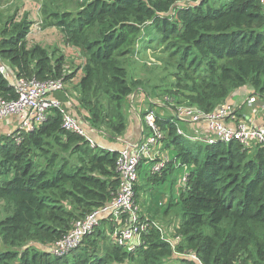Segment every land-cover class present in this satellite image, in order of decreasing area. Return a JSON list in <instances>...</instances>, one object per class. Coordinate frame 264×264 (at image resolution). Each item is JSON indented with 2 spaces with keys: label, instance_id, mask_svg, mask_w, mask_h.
I'll return each instance as SVG.
<instances>
[{
  "label": "trees",
  "instance_id": "1",
  "mask_svg": "<svg viewBox=\"0 0 264 264\" xmlns=\"http://www.w3.org/2000/svg\"><path fill=\"white\" fill-rule=\"evenodd\" d=\"M212 1L91 0L75 15L45 11L49 26L83 59L72 76L64 74V56L28 43L29 23L9 21L1 30L0 60L17 78L65 82L79 73L76 117L109 140L124 135L125 104L141 89L127 70L131 58L152 42L174 69L170 108L184 103L210 113L245 86L264 103L262 6L227 0L215 8ZM0 97L16 98L1 75ZM155 121L176 164L190 168L174 205L181 213L176 251L194 253L203 264H264V149L203 145L178 135L173 117L157 114ZM61 122L52 110L35 131L0 137V264H196L175 258L152 228L128 252L112 241L106 223L68 253L49 251L75 220L111 202L118 187V152L92 148Z\"/></svg>",
  "mask_w": 264,
  "mask_h": 264
},
{
  "label": "built area",
  "instance_id": "2",
  "mask_svg": "<svg viewBox=\"0 0 264 264\" xmlns=\"http://www.w3.org/2000/svg\"><path fill=\"white\" fill-rule=\"evenodd\" d=\"M258 1L264 11V0ZM0 75L7 80L16 94L15 99L0 97V121L15 119V128L8 133L9 135L22 131H35L47 121L52 110H57L62 115L61 126L66 131L84 137L92 148L96 146L103 148L97 145L86 132L87 128L93 131L94 129L87 122L75 117L54 97L56 93L64 90L63 79L39 81L35 78H17L1 60ZM247 104L250 107L261 109L264 107L263 103H259L258 98L254 97L250 98ZM174 107L172 117L178 121L177 134L189 141L203 145L238 143L243 148L261 147L264 149V127H253L243 122L234 125L227 124L226 120L235 114L233 106L229 103H224L210 113H205L192 106L175 105ZM141 120L143 137L126 144L118 151L115 163L118 187L111 202L75 220L71 229L50 246L51 253L62 255L70 252L102 223H106L112 229L110 233L112 241L128 252L135 251V248L142 244L143 237L152 228L159 232L161 239L169 244L175 258L189 259L196 264H203L194 253L176 251L177 246L182 242L181 235L174 238L168 237L162 227L140 214L135 192L139 169L142 165L147 166L149 173L147 179H149L160 175L172 160L163 152L162 143L166 134L156 124V112L147 109ZM180 122L188 124L204 122L207 128L206 135L184 134L178 127ZM178 166L184 172L177 186L181 192L186 189L190 168L187 165L178 164Z\"/></svg>",
  "mask_w": 264,
  "mask_h": 264
},
{
  "label": "rangeland",
  "instance_id": "3",
  "mask_svg": "<svg viewBox=\"0 0 264 264\" xmlns=\"http://www.w3.org/2000/svg\"><path fill=\"white\" fill-rule=\"evenodd\" d=\"M90 1L91 0H0V37L1 30L9 21L13 23H29V33L27 35L28 43L30 45H40L54 56H64V74L71 76L75 75L78 71L77 68L83 64V59L80 57L79 51L64 44L62 35L58 29L49 26L46 21L47 16L45 15V11H66L75 15L79 9ZM226 2L227 0H213L209 5L217 8ZM144 45L141 46L144 47ZM142 47L141 50L144 51L140 50L134 53L127 69L131 78L142 82L141 89L135 90L133 94L135 92L140 93L143 99L145 98L147 102H152V109L155 108L153 107V102L160 104V108L170 107L169 99L172 98L167 91L175 83L174 69L165 66V63H163V55L159 54L160 49H157L154 42L148 44L149 48L147 49H143ZM56 49L57 52H55ZM2 63L8 66L6 60H3ZM79 76L80 74L78 73L73 80L70 79L65 81L64 90L58 94L61 95L66 91L67 95L76 98V90L74 88ZM58 94L56 95V99L62 104ZM133 98L134 95H131L127 99L125 105H132ZM179 105L187 106L184 103H180ZM68 111L76 117V113H74L72 108L68 109ZM153 111L155 112V110ZM14 128L15 119L11 118L7 121H0V137H8L9 134L7 132L11 129L13 131ZM162 146H165V140ZM168 152L169 153H166L170 159H173L175 150L170 148ZM170 167L171 165H168L167 169L163 172V174H166L164 180L158 184L157 182L147 181V177L149 176L147 166L142 165L139 169V183L136 185L135 192L138 195H136V202L142 211L145 210L143 209L144 198L148 199L149 195L152 196V194L158 193V191L167 195L172 194L175 199H177L176 189L184 172L182 168H176L175 163L171 171ZM159 176L154 178L159 179ZM169 198L171 199L170 196ZM164 200L162 198L160 199L162 203L165 202ZM175 201L176 200H170L169 204L172 206L158 208L157 217L151 219L152 222L162 227L166 235L170 238L180 235L181 213L179 208L174 206L176 204ZM164 264H173V261L170 262V260H166Z\"/></svg>",
  "mask_w": 264,
  "mask_h": 264
},
{
  "label": "crops",
  "instance_id": "4",
  "mask_svg": "<svg viewBox=\"0 0 264 264\" xmlns=\"http://www.w3.org/2000/svg\"><path fill=\"white\" fill-rule=\"evenodd\" d=\"M65 92L66 91H64V93H62L61 95L56 93L54 95V97H56V95L58 94L59 99L62 102V105L67 109L72 108L74 113H76V110H75V108L77 107L76 98L74 96H73V98L70 97ZM133 95H134V98H133L132 105L127 104L126 108H125L126 131L121 138L109 140L108 137L104 134V132H98L95 129H94V131L90 130L88 128L86 129L88 136L97 145L102 146L104 149H107V150L119 151L126 144H128L130 142L138 141L143 137L144 131L142 129L143 125H142V120H141V117H142L141 114L145 110L152 108L151 107L152 102H150V101L147 102L145 98L143 99V96H141L140 93L135 92L134 94H132V96ZM252 97L257 98L255 96L252 88H250L249 86H245V87L237 90L236 92H234L226 100V103H229L230 105L233 106V112L235 113V114H233V117L226 120L228 125H234L236 123L243 122V123H246L247 125H250L253 127H264V107L261 109V108H257V107L248 106L247 101ZM258 102L262 103V101H260V99H258ZM263 106H264V103H263ZM153 107H155V108L152 110H155L156 115L158 114L161 117H172V114H173L172 108H170V107L160 108L161 105L158 103H155V102H153ZM78 119H80V118H78ZM7 120H10V119H6L4 121H7ZM178 127L181 128L182 133L192 135V136L198 135V134L206 135V131H207V128H206V125L204 122H201L199 124H188L185 122H180ZM11 131H12V129L9 130L7 133H10ZM162 148H163V152L166 155H168L167 154V153H169L168 149L173 148V147L166 148L165 146H162ZM174 163L176 165V168H179L178 164H176L177 162L174 161V156H173V159L169 163V165H171L170 171L174 167ZM167 167H166V169H167ZM163 172L160 174V176L157 175V176H159V179L161 177H163L162 180L157 182V184L164 180V177L166 174H163ZM154 177H156V176H154ZM151 178H153V177H151ZM151 178L147 179V181H149ZM174 193H175V191H174ZM176 194H177V197H176L177 199H175V197L172 194L167 195V194H164V193H161L158 191V193L152 194V196L149 195L148 199L144 198L143 209H145V210L142 211V209H140V207H139L141 216L144 218H147L149 220L157 217V212H158L157 209L158 208H162L163 206H165L167 208L169 206L170 200H176L175 202L176 203L178 202L177 200H179V197L181 194V192L178 190V187L176 189ZM169 196L171 197V199L169 198ZM161 198L163 200L165 198L164 203H162L160 201ZM163 214H164V212H163Z\"/></svg>",
  "mask_w": 264,
  "mask_h": 264
},
{
  "label": "water",
  "instance_id": "5",
  "mask_svg": "<svg viewBox=\"0 0 264 264\" xmlns=\"http://www.w3.org/2000/svg\"><path fill=\"white\" fill-rule=\"evenodd\" d=\"M110 151H113V150H110ZM118 152V151H117ZM187 260H189V259H187Z\"/></svg>",
  "mask_w": 264,
  "mask_h": 264
}]
</instances>
